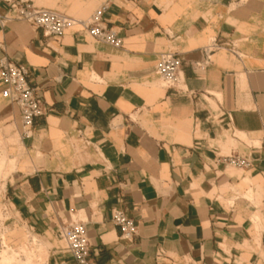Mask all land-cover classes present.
I'll use <instances>...</instances> for the list:
<instances>
[{"label": "crops", "instance_id": "1", "mask_svg": "<svg viewBox=\"0 0 264 264\" xmlns=\"http://www.w3.org/2000/svg\"><path fill=\"white\" fill-rule=\"evenodd\" d=\"M29 1L79 19L106 5L123 38L115 47L82 25L47 35L0 0V58L28 67L46 108L4 201L46 264H76L59 228L73 221L96 264H264V0ZM214 39L239 54L223 46L208 60ZM166 51L183 60L179 88L155 71ZM4 87L0 136L13 137L20 110ZM234 153L253 166L223 160ZM116 209L137 223L131 239Z\"/></svg>", "mask_w": 264, "mask_h": 264}, {"label": "built area", "instance_id": "2", "mask_svg": "<svg viewBox=\"0 0 264 264\" xmlns=\"http://www.w3.org/2000/svg\"><path fill=\"white\" fill-rule=\"evenodd\" d=\"M15 12V16L36 27L42 28L47 35L60 36L74 25H82L92 37L120 47L123 38L104 22L106 5L98 7L87 19H79L58 12L53 9L38 7L29 0H2ZM7 17L1 18L4 24ZM223 46H227L235 54H239L235 44L228 45L218 39L212 40L206 47L207 59L210 54ZM183 65L182 58L173 51L161 54L155 66V71L161 78L162 85L168 88H179L180 71ZM0 81L4 84L2 94L14 102L20 110L22 129L20 138L29 137L33 131L36 118L46 112L43 99L38 89L29 78V69L26 65L9 59L0 58ZM227 164L250 168L253 160L239 154H230L223 159ZM113 222L120 228L121 237L131 239L137 233V223L123 210L116 209L112 214ZM60 233L65 241L66 249L76 264H96L91 253L90 237L83 221H73L61 225Z\"/></svg>", "mask_w": 264, "mask_h": 264}, {"label": "rangeland", "instance_id": "3", "mask_svg": "<svg viewBox=\"0 0 264 264\" xmlns=\"http://www.w3.org/2000/svg\"><path fill=\"white\" fill-rule=\"evenodd\" d=\"M13 137L19 139L20 135L16 133ZM13 137H10V135L6 137L0 136V140H3V143L0 141V251L7 250L8 254H10L11 251H15L18 254L16 259L20 258L18 264H21V262L24 261L27 262V259L29 260L27 262L28 264H46V248H44V253H40L39 250L44 243L43 240L28 232L24 227L12 223V219L9 218V213L5 205V180L9 172L14 168L16 161L21 154V148L18 147L19 145L16 143L17 141H11ZM14 231L23 233V241L25 243L14 245V241L12 243L9 241L10 237L11 239H14ZM33 236H36L37 241L33 240ZM7 262H9V264L10 262L15 264L16 260L13 259V261L11 260ZM7 262H2V258L0 257V264H6Z\"/></svg>", "mask_w": 264, "mask_h": 264}, {"label": "bare ground", "instance_id": "4", "mask_svg": "<svg viewBox=\"0 0 264 264\" xmlns=\"http://www.w3.org/2000/svg\"><path fill=\"white\" fill-rule=\"evenodd\" d=\"M13 141L14 140H16L17 142V144L19 145L18 147L19 148H21V146H22V141H21V138H17V139H15V137H13V139H12ZM3 141V140H2ZM1 141V142H2ZM3 143V142H2ZM1 237V236H0ZM6 247V246H5ZM12 248V247H11ZM4 249V248H3ZM9 249V248H8ZM9 251H10V249H9ZM18 256V254L15 252V251H11V253L10 254H8V252H7V250H2V251H0V257L2 258V262H7V261H13V259L14 260H16V262H15V264H18L19 262H20V258L19 259H16V257ZM20 257V256H19ZM22 260V259H21ZM29 260L27 259V262H28ZM26 261H24V262H21V264H28ZM31 262V261H30ZM8 264H9V262H7ZM6 263V264H7ZM11 263H13V262H10V264ZM14 264V263H13Z\"/></svg>", "mask_w": 264, "mask_h": 264}]
</instances>
